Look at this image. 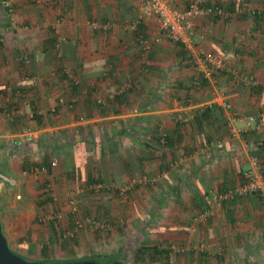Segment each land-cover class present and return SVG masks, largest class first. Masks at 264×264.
Returning a JSON list of instances; mask_svg holds the SVG:
<instances>
[{
	"label": "crops",
	"instance_id": "obj_1",
	"mask_svg": "<svg viewBox=\"0 0 264 264\" xmlns=\"http://www.w3.org/2000/svg\"><path fill=\"white\" fill-rule=\"evenodd\" d=\"M192 1L177 0L176 5L183 8ZM212 1L231 16L198 22L199 32L206 34L202 50L226 54L233 49L237 57L233 65L258 81L250 88L248 101L239 92L231 94L228 102L238 117L229 114L222 96L209 99L220 94L213 79H206L208 96H194L195 101L208 100L205 103L191 102L194 90L178 94L180 84H186L182 78H198L197 69L187 52L173 42L165 40L150 53L143 50L138 35L143 31L152 38L157 30L153 23H139L142 0H48L44 7L33 0H0V111H11L12 102H30L35 121L31 124L38 126L32 138L36 146L43 134L44 141L53 140V132L58 137L67 135L62 145L74 148L65 170L72 179L84 176L88 183L108 184L114 179L124 183L150 171L159 193L184 195L187 191L188 202L176 197L179 203L173 208L189 214L187 222L180 214L174 216L176 225L188 226L179 227L173 236V241L185 246L183 253L189 251L198 259L194 251H200L207 264H222L225 258L228 264H264V204L254 195L223 197L237 186L240 171L251 167L243 151L256 139L254 134L246 135L253 132L243 134L236 139L241 149L237 151L226 135L227 123L231 120L244 127L242 118L257 114L259 103L264 105V0ZM245 2L263 6V13L243 12ZM22 57L25 63L18 61ZM214 78L234 77L223 73ZM210 100L215 104L203 123L198 119L185 125L177 122L179 115L198 113L197 108ZM163 129L170 144L159 142ZM258 137L264 139V132ZM208 143L218 148L207 155ZM154 144L158 151L152 149ZM159 151L160 159L152 161ZM233 151L244 157L234 162ZM96 155L109 163L98 179L92 174L97 169ZM182 180L189 182L186 190ZM206 210L211 216L194 223V216ZM191 260L189 256V264Z\"/></svg>",
	"mask_w": 264,
	"mask_h": 264
},
{
	"label": "rangeland",
	"instance_id": "obj_2",
	"mask_svg": "<svg viewBox=\"0 0 264 264\" xmlns=\"http://www.w3.org/2000/svg\"><path fill=\"white\" fill-rule=\"evenodd\" d=\"M251 3L245 2V4L252 8L263 9L261 8L263 6H254ZM227 51H230L227 54H234L231 53L233 49H228ZM216 54L222 55L221 53ZM187 59L192 60L190 56H187ZM191 66L194 68L193 64ZM242 69L248 72L246 69ZM196 76H198V72H196ZM214 79L217 85L216 90L219 93V88H224L223 86H225L224 90H227V94L224 96L226 102L225 108L232 117H238L228 100L231 94L239 92L240 95L247 96L246 100L248 101V94L253 92L250 89L252 87L239 85V83L232 81L234 78ZM182 80L186 81V85H190V78H182ZM256 83L258 85L257 80ZM208 89L201 88L194 90L192 88L191 90H194V93L191 97V102L205 103L208 101L205 99L203 101H195L194 99V96H200L201 98L208 96L205 93ZM180 91H183L182 96H185L187 93L185 89L179 87L178 94H181ZM219 96L221 94L216 93V96L211 94V98L209 99L214 100ZM184 99L186 105L188 99ZM211 102H213V105L215 104L214 101ZM22 103L12 102L11 111H0V132L4 133H0V136H2L0 138V175H4L3 179L0 178V223L9 246L13 251L17 252L27 261L31 260L30 262L42 260L40 258V251L45 246L51 245L53 260L59 262L81 260L94 254L115 257L120 252L122 257L118 259V264H189V256L193 259L191 260L193 263L197 261L196 264H207L208 261L205 262L207 258H202L200 255L202 252L194 251L199 257L196 259L194 256L188 255L189 251L182 252L181 247L185 249V246H179L173 241V236L177 232L175 231L176 229L183 225H185L183 228H188L185 218L187 219L189 214L184 212L182 215L179 210L173 209L175 208V202L179 203V201H176V197L179 199L183 197L184 202H188L190 196L187 191L186 193L184 192V195H163L161 194L162 191L159 193L157 190L160 186L153 182L150 171L148 175H134L128 182L124 183L121 181L116 182L114 179L103 190L98 192L93 191L91 189L94 186L93 180L88 183L84 179V176L79 177V179H72L66 174L65 170L69 169V158L74 153L73 147L62 145L66 139L68 140L67 135L58 137L56 132H53V140L44 141L45 137L43 134L42 138L39 139L40 141H38L39 144L37 146L34 145L32 139L34 136L33 132L38 129V126H32L31 124L35 122L34 118H32L33 107H30V110H26L25 108L28 107L30 102L26 101ZM2 105L3 103L0 101V107ZM186 106L189 105L187 104ZM204 106L206 105L197 108L198 112L203 108L205 109L206 107ZM228 107H231V109H228ZM13 110L15 114L8 116ZM255 111L257 114L264 111V105L259 103ZM251 115L256 116V114ZM188 124H191V122ZM227 130L226 135H229L228 137H230L231 142L236 145V150L241 151L236 143L237 140L231 135L228 128ZM162 132L167 134L164 129L160 130V133ZM58 133L60 134V132ZM259 133L261 134L262 132ZM254 135L258 137V135ZM255 140L252 141L251 147H247L243 151L247 158H249L248 162L250 166V160L257 152ZM154 145L156 147H152V149L157 150V144ZM216 145L213 143L209 148H206L204 150V152L206 151L205 154H212L218 148ZM227 149L230 150V148H225V150ZM160 154V151L158 154L154 153L155 156L152 161H158L160 158H157V156H160ZM98 155L95 156L97 169L92 171V174L95 176L94 179L100 178L101 174H103L101 169L105 164H109L105 161L107 158L101 160V158L98 159ZM239 157H244V155H237L235 153L233 157L234 162H237ZM53 160H58V167L51 172L49 178L32 173V169L43 166L49 167ZM259 160L262 172L264 173L263 160L260 158ZM235 168L237 167L235 166ZM230 169H234L233 161ZM245 173L240 171L239 177L241 178V175L243 176ZM108 175H110L109 171ZM240 178L238 180L241 183L243 179ZM133 181L136 182L133 190L125 197L120 196L119 189L132 184ZM182 182L184 186H181L185 190L189 188L188 180H182ZM237 183L236 185L240 184ZM49 184L52 186L53 191H51V194L54 196L51 198L49 195V201L44 203L46 198L43 197L48 193L47 186ZM137 186L141 188H136ZM56 213L60 216L59 220H47L51 214ZM179 214L184 217L185 222L176 225L177 222L174 216H178ZM201 214H198V217ZM194 218L197 217L194 216ZM202 221H194V223ZM77 222L82 226L80 231L74 238H65V233L72 230L74 224ZM99 223L104 227H97ZM142 246H158L160 250H167L170 259L167 260L166 256H164L161 260L150 261L149 256L145 257L140 251L138 252L139 254L137 253L138 249ZM198 246L200 247L201 243ZM136 254L138 255L137 259L135 257ZM138 259H141V261L137 263L135 260ZM222 264H228V259L225 258Z\"/></svg>",
	"mask_w": 264,
	"mask_h": 264
},
{
	"label": "built area",
	"instance_id": "obj_3",
	"mask_svg": "<svg viewBox=\"0 0 264 264\" xmlns=\"http://www.w3.org/2000/svg\"><path fill=\"white\" fill-rule=\"evenodd\" d=\"M11 2V0H7ZM48 0H33V2L44 7ZM177 0H142L140 6V16L139 23L142 25L149 26L150 24L156 25V34L152 38L147 37L143 31L138 35L137 40L142 46L146 53H150L156 46L161 44L163 41H170L175 44L180 45L183 50H185L191 57L194 66L198 72L199 76L204 79L211 80L216 86L215 76H219L223 73H231L234 77V81L247 87H254L256 85V80L254 75L244 71L241 67L234 66L233 62L237 60L235 54H214L207 53L202 50V43L206 38V34L199 32L198 22L201 20L210 19H228L231 14L223 6L217 4L212 0H193L187 7L180 8L176 5ZM10 11H13L11 9ZM243 12H248L252 16L259 15L262 10L256 8H249L248 5H244L242 8ZM136 27L134 28V30ZM20 63H25L26 58H18ZM196 85L200 86V82H196ZM221 96L224 98L227 94L225 92H220ZM63 103V100H60ZM102 103V102H101ZM206 108L212 107L213 102L205 104ZM30 108V106L28 105ZM205 108V109H206ZM204 109V108H203ZM231 109V107H228ZM202 111V110H201ZM18 113V111H17ZM15 112L9 113L8 116L14 115ZM198 113L186 112L184 115H179L177 117V122L182 124H188L195 120ZM244 127H237L230 120L228 122V129L231 135L238 139L245 133L251 132H264V111L256 114L242 118ZM166 135H161L162 143H165ZM262 141L258 142L256 148L261 147ZM213 145V144H212ZM251 169L244 174V181L233 187L229 192L223 196L225 199H235L237 197H247L249 195H256L262 203L264 204V176L262 172L261 162L257 156H253L250 160ZM58 167V160H53L49 167H39L32 169V173L35 175H42L45 177H50L51 172ZM135 181L132 184L119 189L120 196L125 197L129 192L133 190ZM47 192L53 198V191L51 184L47 186ZM95 192L104 189L102 184H95L91 187ZM211 215V211L207 210L203 212L199 217L194 218V221H202ZM60 216L56 214H51L47 220L55 221L59 220ZM95 223V222H94ZM103 228L100 223L97 227ZM80 224L77 222L74 224L72 230L65 233V238H74L75 235L80 231ZM204 250V246L201 247Z\"/></svg>",
	"mask_w": 264,
	"mask_h": 264
},
{
	"label": "trees",
	"instance_id": "obj_4",
	"mask_svg": "<svg viewBox=\"0 0 264 264\" xmlns=\"http://www.w3.org/2000/svg\"><path fill=\"white\" fill-rule=\"evenodd\" d=\"M247 14H249L250 16H252L250 13L246 12ZM263 12H261L260 14H262ZM256 16H259L258 14ZM185 54V53H184ZM188 54V53H187ZM185 56V55H184ZM226 74V73H225ZM196 82H200L201 85L197 86L196 85ZM208 81L206 79H204L203 77L200 76V78H194L191 80L190 82V85H183L184 83H181L180 84V87L181 89H185L187 91V93H189V91H191L192 88L195 89H204L205 86L208 85L207 83ZM262 90V89H261ZM211 107H208L200 112H198V115L196 116L195 120H200L201 123H203L205 120H207L208 118H210L211 116ZM182 124V123H181ZM185 125V124H183ZM252 134H256L258 135L259 132H253ZM252 134H246V135H249L251 136ZM160 135H163V134H159V137ZM166 138H165V143H163L164 145L166 144H170L171 143V140L169 139V136L167 134H165ZM245 136V135H244ZM162 138V137H161ZM257 140V141H256ZM256 140H255V147L256 145H258V142L262 141L263 144L261 147H258L257 148V152L254 154L255 156L259 157L260 159H262V156H263V152H264V139H261V138H258L256 137ZM156 142H157V139H156ZM159 142L161 143V139L159 138ZM212 145V143H208V147L209 148L210 146ZM263 176H264V173H263ZM241 178L244 179V175L242 176L241 175ZM92 183L95 184H102L104 187H106V183L103 182L102 180H97V181H92ZM104 183V184H103ZM103 190V189H102ZM256 196V195H254ZM43 198H46L44 200V203L46 201H49V193H47ZM238 198V197H237ZM241 198V197H239ZM260 199V198H259ZM203 203V202H202ZM207 211V210H206ZM205 212V211H203ZM202 211L198 214H201ZM198 214L197 216L195 217H198ZM211 216V215H210ZM209 216V217H210ZM208 217V218H209ZM208 218H206L205 220H207ZM204 220V221H205ZM74 240V239H73ZM76 241V240H74ZM65 247V246H64ZM13 251V250H12ZM52 246L49 245V246H45L43 248V250L40 251V258L44 259V260H39V261H34V262H43V263H62V262H59V261H55L53 260V254H52ZM140 251V253H142L145 257L149 256V260L150 261H158V260H161L164 256H166V259H170L169 257V252L167 250H160V248L158 246H154V247H148V246H142L140 249H138L137 253ZM15 252V251H13ZM17 253V252H15ZM18 254V253H17ZM139 254V253H138ZM19 255V254H18ZM21 256V255H20ZM120 256V257H119ZM122 257V254L120 252L117 253V256H110V255H102V254H94L92 256H89L88 258H85V259H81V260H73V261H67V262H64V263H69V262H95L96 264H118V259H121ZM136 259L138 257V255L136 254L135 255ZM24 258V257H23ZM31 261V260H30ZM137 261V263L139 261H141V259H138V260H135Z\"/></svg>",
	"mask_w": 264,
	"mask_h": 264
},
{
	"label": "water",
	"instance_id": "obj_5",
	"mask_svg": "<svg viewBox=\"0 0 264 264\" xmlns=\"http://www.w3.org/2000/svg\"><path fill=\"white\" fill-rule=\"evenodd\" d=\"M3 179V176L0 175ZM0 264H96L95 262H69V263H43V262H30L13 252L9 246L8 240L3 232L0 223Z\"/></svg>",
	"mask_w": 264,
	"mask_h": 264
}]
</instances>
